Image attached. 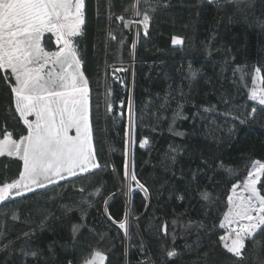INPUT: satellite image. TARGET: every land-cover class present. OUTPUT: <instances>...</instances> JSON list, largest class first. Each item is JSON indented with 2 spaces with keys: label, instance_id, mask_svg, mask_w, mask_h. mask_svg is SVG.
<instances>
[{
  "label": "trees",
  "instance_id": "obj_1",
  "mask_svg": "<svg viewBox=\"0 0 264 264\" xmlns=\"http://www.w3.org/2000/svg\"><path fill=\"white\" fill-rule=\"evenodd\" d=\"M83 12L76 41L101 168L0 203V264H82L96 249L104 264H264V231L242 257L219 240L233 185L264 163V105L250 98L264 90V0H84ZM44 42L55 50L51 34ZM12 84L0 71V133L19 138ZM126 140L147 192L125 187ZM22 169L0 156V185Z\"/></svg>",
  "mask_w": 264,
  "mask_h": 264
},
{
  "label": "snow or ice",
  "instance_id": "obj_2",
  "mask_svg": "<svg viewBox=\"0 0 264 264\" xmlns=\"http://www.w3.org/2000/svg\"><path fill=\"white\" fill-rule=\"evenodd\" d=\"M83 9L84 0H0V71L10 72L14 79L11 92L15 111L26 129V134H20L19 138H14V134L6 129L0 133V156L16 157L23 162L18 178L0 185V203L101 168L93 150L89 82L81 70L82 60L76 41L84 23ZM140 14L135 11V15ZM118 19L123 21L124 17ZM150 19L145 11L143 20L139 21L144 25L145 34ZM131 23L129 21L126 26ZM45 34L55 37V50L45 46ZM172 42L181 43L178 38H173ZM255 72L254 82L260 69ZM250 98L264 105V90L258 95L253 88ZM107 110L111 112V103H107ZM133 128L130 116L126 136L131 137ZM128 143L126 140L125 187L128 193L134 186L147 192L131 169L127 158ZM147 143L144 140L141 147ZM261 176H264V163L256 161L243 183L233 185L232 195L228 196V210L219 225L221 229L226 228V232L219 240L235 257H242L246 239L264 231ZM258 184H261L260 188ZM237 188L241 191L237 192ZM79 191L83 193L85 189L81 187ZM95 194L99 195V190ZM202 198L207 200L208 194L202 193ZM105 204H108L107 200ZM16 218L14 215L13 219ZM118 226L125 235L128 234L126 219L119 221ZM77 231L74 226V238ZM31 255L36 256V253ZM167 256L173 258L177 252L170 250ZM105 259V254L96 249L82 264H104Z\"/></svg>",
  "mask_w": 264,
  "mask_h": 264
},
{
  "label": "rangeland",
  "instance_id": "obj_3",
  "mask_svg": "<svg viewBox=\"0 0 264 264\" xmlns=\"http://www.w3.org/2000/svg\"><path fill=\"white\" fill-rule=\"evenodd\" d=\"M120 80V82L122 81V78L121 77H118V81ZM128 113H129V116H131L132 117V110H131V113L129 112V107H128ZM241 191V190H240Z\"/></svg>",
  "mask_w": 264,
  "mask_h": 264
}]
</instances>
